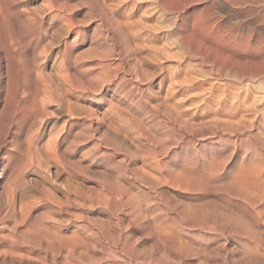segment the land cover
Listing matches in <instances>:
<instances>
[{
  "label": "rangeland",
  "instance_id": "1",
  "mask_svg": "<svg viewBox=\"0 0 264 264\" xmlns=\"http://www.w3.org/2000/svg\"><path fill=\"white\" fill-rule=\"evenodd\" d=\"M4 1L5 4L3 3ZM4 1L2 0L0 3H3L2 7L0 5V10H3V7L4 10L8 8L7 11L5 10L8 15L4 10L0 13H4L6 18L10 16V20H7V18L4 19L5 22L2 21L5 15L3 14V17L0 14V30H2V33L0 31V35H3L0 37V65L2 66L1 79H3L0 83H2L3 86V84H5L4 80L7 81L11 77L12 78L9 81L13 78L15 81L18 79V82H23V85H19V92H22L21 89L25 91L28 90L26 88L30 89L31 84L34 81L33 78H38L39 82L41 81L40 83L45 80V88L47 82L48 85L52 82V85L50 84L49 87L47 86L48 89L46 88L47 92H45V95L47 96L42 95L43 99L46 97V100H49H47V105L46 101L43 102V105L41 102V106L44 108L42 110V112L44 111V114L42 115L45 117L40 116L42 119L39 117L37 122H35L38 125L33 124V126L30 125V127L26 120L23 119L17 111V106H15L16 103H14L15 101L13 102V100H11L15 98L12 91L13 87L11 88L10 86L11 94L8 92L10 91L9 87L6 88L3 86L4 89L0 88V115H2V117L0 116V126L2 128L0 129V131L2 130L0 132V153L4 154H0V227L3 224L1 227L2 229L0 228V235L1 238H5L4 240L3 238L2 240L0 238V259L5 258L3 264H8V261L10 264H49V262L50 264L52 262H54V264H59L61 263L60 261L64 262V260L65 262H62V264H168L170 261L172 262H170L171 264H260L261 262L264 264V259L263 261L262 259H259L264 258L262 255L258 256V254H254L252 257L253 260H247L244 259V257H241L242 255H239L240 249L238 247V242L232 237H228L225 233H218V231L215 232L212 230L208 227L210 219L202 217L200 214L202 209H210V200L212 201L213 199L218 202L221 199V201H223L221 193H211L209 189L190 191L184 188L185 191L180 187L181 185H177L175 182L168 180L171 178L170 176L168 177V175H170V170L176 169L179 166L178 169L188 168L189 166L194 170H197V168H201V164H205L207 161H210L211 158L219 157L220 154L224 157L226 154L224 157L228 164L226 172H229L235 168L245 154L247 156L244 139L253 131L250 130L251 132H249L248 130L243 129L244 131L242 130V133L236 135L233 134L229 128L223 130L217 126L218 124L215 123L216 125H214L213 119H217L218 116L219 119L228 118L225 115L230 114L231 111L226 108H230L234 105V102L236 103L235 100L237 96L238 99H241L243 95L251 99L253 94L252 98L264 97V20H261L260 15H255L252 18H241V16L238 17L236 15L229 16L228 13L221 10V7L216 0H16L17 2L15 0H10L8 1L9 4L6 3V0ZM12 8H14V10H12ZM16 10L19 11L17 12ZM12 11L13 15L10 14ZM201 15L204 16L205 19ZM199 17L201 18L199 19ZM199 21L205 23L208 22V24H212L214 27L208 32L206 30H201L198 27L196 28ZM189 33L190 35L192 33V35L190 36ZM197 33L199 34L197 35ZM4 34H6V37ZM178 34L185 35L182 37L179 35L180 37H178ZM184 36L187 41L185 40L183 42L185 39ZM197 37L200 41H197ZM7 39L13 40H9V42ZM179 39L182 45L180 44V41H178ZM3 41H7L6 44H4ZM2 42L6 47L2 45ZM185 42L186 45L183 50L182 46H184ZM192 43H194L195 46ZM11 44L13 46H11ZM7 45L9 46L7 47ZM187 45H189V48L192 46L190 52ZM3 46L4 49L2 48ZM14 46H16L17 49ZM18 48L20 50H18ZM215 48H217L216 51ZM12 49L14 51H12ZM5 50L8 52H5ZM192 51L193 53H191ZM222 52H224V55H221L223 58L220 57V54H223ZM3 53L6 55L5 57L3 56ZM8 54L10 55L9 58ZM203 54L206 55L204 56ZM3 57L5 60L7 57L8 60L5 62ZM224 57H228V59L224 60ZM36 59L38 62L35 61ZM99 61L101 65L98 63ZM207 61L209 63H205ZM108 64H111L112 67ZM132 64L133 66H131ZM218 66L219 70L216 68ZM5 67L8 69L7 71ZM107 67L109 69H107ZM60 69L62 73L61 71L59 72ZM222 69L223 71L226 70L223 74V71L221 72ZM9 70L11 71L12 76H9L11 75ZM132 70L135 71H133V73L136 76L138 74L137 77L132 73ZM204 70L207 71V74ZM5 71H9V73H6ZM37 71L39 72L37 73ZM33 72L37 73V75L40 74L41 77H33ZM101 72L103 73L101 74ZM37 75L35 74V76ZM100 75L103 76L99 77ZM51 79H55V81H52ZM56 80L60 82L63 81V83L57 81L55 85ZM103 81L107 82L103 84ZM73 83H78L79 85H77L79 89H76V84L72 87ZM80 83L81 86L82 83L84 85L87 84L88 88H86L87 85L82 86L81 88ZM57 84H61V88L58 87V90L56 88V86H58ZM201 84L203 85L201 86ZM62 85L65 88L70 89L68 93L66 89V94L63 93L64 87L62 88ZM92 85H95V87ZM22 86H24L25 89ZM50 87L55 90L51 89L52 94L50 93ZM72 88H74V90ZM89 88L92 89L89 90ZM251 89L256 90H254L253 93ZM48 91L52 95V98L51 95H49L52 101L50 98H47ZM173 91L174 93H172ZM4 92L9 93L11 96L6 94L5 96ZM76 92L78 94H76ZM22 93H20L19 96ZM55 93H58V96ZM237 93H242V96L240 95L239 97V94L236 96ZM257 93L258 95H256ZM75 94L76 96H73ZM225 94H227V96H225ZM164 95L166 96V100L169 96L167 101L168 105L171 103L170 106L165 105L167 104V101H164ZM3 96L6 98L3 99ZM62 96L63 99L66 98V100L61 99ZM170 96L173 97L171 98ZM9 97H11V99ZM53 97L56 98V101H53ZM225 97L227 98V107L223 113V109H221L217 100ZM7 98L10 103L9 105H7L8 101L7 104H5ZM179 98L181 99L180 101ZM201 98H203V100ZM188 99H190L191 102H189ZM232 99V102L229 101ZM62 100L64 102H62ZM69 100H72L73 102L71 101V103ZM194 100L195 103H193ZM197 100L198 102H196ZM207 100L212 102L209 103ZM50 101L54 102V104L50 103ZM74 101L76 103H74ZM3 102L4 106L2 105ZM55 102H57V104ZM11 103L12 106L13 104L15 105L12 107ZM68 103H71L72 106L73 104L75 105L73 107H68ZM185 103L188 104L185 105ZM189 103L191 106H187ZM238 103L240 102L238 101ZM174 104L176 106H174ZM76 105H79V111L77 107H75ZM164 105L166 110L162 109L164 108ZM192 105L196 106L194 108L198 111H195L194 108H192ZM183 106L188 108H184ZM2 107H5V109ZM168 107L170 109L172 108V110L168 109V111ZM73 109H77L78 112H81L78 113L75 110L77 113H72V116L70 114L71 112L65 113ZM83 110L87 112L86 118V114H83ZM180 110L187 113L185 114ZM48 111L50 113H48ZM85 111L84 113H86ZM201 111L205 113L203 114ZM45 112L47 115H45ZM88 112L90 114L92 112V116L90 114L88 116ZM95 112L98 115L93 116V113L96 114ZM177 112L179 114L182 112L181 114L183 115L177 114L176 116ZM188 112H193V116L191 115L192 118H190V115H188L189 117L187 116V114H189ZM246 112L241 109V114H248L250 111L246 110ZM213 113L215 115H213ZM237 113H235V116L239 117L241 115L240 111ZM79 114H81L80 117ZM170 114L172 118L170 117ZM194 114L197 117L194 116ZM172 115H175L176 117ZM166 116L167 118H165ZM10 117L12 118L10 119ZM96 117L99 119L96 120ZM15 119L17 122H14L16 121ZM169 119L174 121L171 122ZM40 120H43V122H40ZM183 120L187 121L183 123ZM190 120L192 122H190ZM64 121L66 123H64ZM197 121L201 127L197 126ZM202 121H206L204 123L207 125H201V123H203ZM115 122L118 123L116 124ZM209 122L210 124L208 126ZM52 124L55 129L57 128L56 131ZM117 125L119 126V130ZM58 126L59 130H62L61 132L58 131ZM51 127H53V129ZM123 128L125 130H122ZM35 129H37V131ZM120 129L122 132L124 131V133H122ZM3 130L5 132H3ZM47 130H49V132ZM50 130L51 132L54 130L55 133L54 131L51 133ZM34 132L36 134H34ZM50 133L52 135H50ZM125 133H127L128 136L125 135ZM48 135L56 138L51 140L52 137L50 138ZM14 137L19 140L14 139ZM72 138L75 139L72 140ZM46 139H49L51 143L49 144L48 141L46 143ZM17 140L19 142H17ZM138 141L141 144H138ZM9 143H12L13 145ZM14 144L16 145L14 146ZM160 144H162V146H160ZM9 146H11V148ZM142 151L143 155L141 153ZM148 151L150 153L154 151L156 156L154 152L151 153V156ZM215 154L219 155L216 156ZM194 156L196 158H192ZM143 158L144 160H142ZM150 162L152 164H150ZM181 162L183 166L179 165ZM143 164L145 166H143ZM138 167H142V170L139 168L141 172H139L140 170L137 171ZM145 168L146 170L148 169L147 171L150 173L145 172L144 174L143 171H146ZM153 171L155 172L154 174H152ZM142 173L144 176L141 175ZM153 176L157 177L158 180L155 177L153 178ZM117 184L118 186H116ZM173 184L175 187H170ZM129 185L132 188L129 187V189ZM180 188H182V190ZM197 196L198 198H196ZM123 198H125V200ZM184 199H186V201ZM206 200H209L207 202V204H209L208 206H205L206 203L204 202H206ZM190 201L193 205L195 203V206L192 204L190 205ZM198 201H203L201 203L202 205H200V202L198 203ZM222 204L226 207L225 202H222ZM251 204H248V202H241L240 200L235 199V197H232L227 200V213L234 210L237 211L234 212L237 214L240 211L242 216H245L246 214L248 217H245L249 219V215L252 212L254 216L256 215V220L259 218V222L264 221L261 215L256 213L259 212L258 208H261V206L259 205L258 207V205ZM192 206L194 208H192ZM141 210L143 213L140 212ZM180 211L182 214L178 215V212L180 213ZM238 215L240 216V214ZM177 217H179L180 220L177 219ZM160 218H164V220L162 221ZM200 218L201 220L204 218V221L200 222ZM157 220L161 221L158 223ZM151 221H154L155 224L153 222L151 223ZM156 222L160 224L158 225L160 226L159 228L162 227L161 230H157L158 227H156ZM180 223H184L185 225ZM29 224H31V226H29ZM147 224L150 225L148 226ZM35 225L36 227L33 228ZM40 225L45 229L44 232L48 231L47 234L45 233L46 240H44L45 238L43 237V239L41 238V236L45 234H41L44 229L41 228ZM145 225L147 226L145 227ZM205 225L207 226L205 227ZM24 226L27 228L25 227V229ZM171 226H177L178 228L175 227V229ZM29 227L30 229H33L31 231H35L36 229V233H39V231H37L39 227V235L41 234V236L38 234L36 235L35 232H31ZM163 228H166L165 230L169 234V238H167L168 234L166 235V238L163 236V233L161 232ZM14 229L15 231H13ZM21 229L23 230L22 232ZM48 229L53 230L49 231ZM153 229L156 230V233L159 232L155 234ZM24 231H26V233H23ZM27 231L29 233H27ZM53 231L55 233L60 232L62 237H68V241L64 237L67 241L65 242L58 233L55 234ZM28 234L29 238L27 237V240H30L27 241L25 238ZM53 234L60 238H56ZM224 234L225 236H223ZM47 235H50V237L54 236L56 241L53 237H51V239L49 237L50 240H53L50 241ZM152 235L154 236L152 237ZM172 235L173 238H171ZM176 236L178 237V240L181 237H183L181 239H185L184 245L185 248L187 247L186 249H179L177 240H174L177 238ZM31 237H34V239ZM72 237L75 241L77 240V244H81V247L76 244L74 245L75 242L71 243V240H73L71 239ZM161 237L164 238L161 239ZM35 238H37V240ZM40 239L44 240L41 241L43 245L40 243ZM223 239L225 240L220 241ZM25 240L28 244L29 242L31 244L35 242V245H27ZM78 240L80 242H78ZM186 240L189 241L187 242ZM24 241L25 244L23 245ZM45 241L48 242V245L47 243L44 244ZM116 241H118V244ZM49 242H53L54 244H49ZM55 242H59L60 244L56 246V248L54 247V249L53 246L57 244H55ZM62 243H64V245L66 243L68 244L64 247ZM70 243L72 244V247L70 246ZM49 245H52V247ZM216 245H218L219 248L218 246L215 247ZM8 246L10 247V251L9 249L7 250V248H9ZM27 246L31 247V252H26V250L29 249ZM38 246H40V248ZM194 246L195 248H193ZM204 246L206 249H204ZM207 246H210V248L213 247V249H210ZM236 246L238 249L235 248ZM66 247L68 249L71 247V249L68 250ZM13 248L14 250H12ZM49 248H53V251L50 249V251L53 252L52 254L49 252ZM173 248L177 249L175 250ZM72 249L74 250L73 252L77 250L75 253H78V250L80 249V252L77 254V256H82L77 258H80V260L76 259L77 256L75 253H71ZM196 249L200 250L197 252ZM231 250H233V253ZM19 251L24 252L21 254L22 252L19 253ZM65 252L67 254H72L73 256L67 255ZM41 253L43 255H41ZM45 253L49 256L46 257L47 254ZM27 254L30 257L23 256ZM38 254L40 255L38 256ZM193 254L197 257L193 256ZM255 255L256 257H254ZM54 256L56 257L54 258ZM235 256H237V258ZM161 257L166 261L165 263L161 262ZM165 257L169 260H166ZM50 260H52V262ZM1 261L0 263L2 264ZM69 261H74V263H70Z\"/></svg>",
  "mask_w": 264,
  "mask_h": 264
},
{
  "label": "bare ground",
  "instance_id": "2",
  "mask_svg": "<svg viewBox=\"0 0 264 264\" xmlns=\"http://www.w3.org/2000/svg\"><path fill=\"white\" fill-rule=\"evenodd\" d=\"M4 1V0H3ZM8 1H10V0H6V3H8L9 4V2ZM16 1V0H15ZM18 1V0H17ZM16 1V2H17ZM2 2V0H0V3ZM15 2V3H16ZM216 2L217 3H219V6L221 7V10H223L224 12H226V13H228V15L229 16H234V15H236V16H241V18L242 17H246V18H252V17H254L255 15H260V17H261V20H264V0H216ZM4 4H5V1L3 2ZM2 3V4H3ZM20 3V2H19ZM19 3H17V4H19ZM2 4H0L1 5V7H2ZM190 4V3H189ZM186 5V4H185ZM8 6H10V5H8ZM6 7H7V5H6ZM16 7V6H15ZM17 8V7H16ZM184 8V7H183ZM8 9V8H7ZM7 9H5L6 11H7ZM23 9V8H22ZM3 10H4V7H3ZM3 10H0V12H2ZM4 10V12L7 14V12ZM12 10H14V8H12ZM17 12L19 11V10H16ZM178 11H180V10H178ZM9 12V11H8ZM16 12V13H17ZM2 16H3V14L4 13H0ZM10 14H12L13 15V11H12V13L10 12ZM9 14V15H10ZM5 15V14H4ZM8 15V14H7ZM18 15V14H17ZM1 16V17H2ZM14 16H15V11H14ZM190 16V15H189ZM202 16V15H201ZM4 17V16H3ZM17 17H19V16H17ZM203 18H204V16H202ZM8 18V19H7ZM6 18V15H5V17L3 18V20L2 21H4L5 22V20L4 19H7V20H10L9 18H10V16L9 17H7ZM12 18V17H11ZM14 18V17H13ZM201 17H199V19H200ZM16 19V18H15ZM116 19V18H115ZM195 19V18H194ZM194 19H193V21H194ZM205 19V18H204ZM197 20V19H196ZM260 20V19H259ZM18 21V20H17ZM16 21V22H17ZM198 21V20H197ZM210 21V20H209ZM257 21V20H256ZM0 22H1V19H0ZM29 22V21H28ZM176 22V21H175ZM186 22V21H185ZM196 22V21H195ZM20 23V22H19ZM210 23V22H209ZM178 24V23H177ZM190 24H192V23H190ZM214 24V23H213ZM17 25V24H16ZM193 25V24H192ZM1 26V25H0ZM185 26V25H184ZM186 27V26H185ZM200 28L201 30H206L207 32L209 31V30H211V28H213L214 27V25H212V24H208V22H202V21H199V23H197V25H196V28ZM179 28H181V27H179ZM188 28H190V27H188ZM3 29V28H2ZM26 30H27V28H26ZM184 30V29H183ZM186 30V29H185ZM1 31V33H2V30H0ZM4 31V30H3ZM35 31V30H34ZM33 31V32H34ZM197 31V30H196ZM196 31H195V33H196ZM5 32V31H4ZM182 32V31H181ZM179 33H180V31H179ZM194 33V32H193ZM200 33V32H199ZM199 33H197V35L199 34ZM222 33V32H221ZM181 34V33H180ZM180 34H178V37H182L183 35H185V34H183V35H180ZM201 34V33H200ZM207 34H209V33H207ZM6 34H4V36H5ZM180 35V36H179ZM186 35H187V32H186ZM189 35H190V33H189ZM188 35V36H189ZM191 35H192V33H191ZM190 35V36H191ZM194 35V34H193ZM220 35V34H219ZM222 35V34H221ZM3 35H0V37H2ZM20 36V35H19ZM19 36H18V38H19ZM177 36V35H176ZM196 36V35H195ZM194 36V37H195ZM202 36V35H201ZM212 36V35H211ZM218 36V35H217ZM6 37V36H5ZM8 37V36H7ZM25 37V36H24ZM185 37V36H184ZM183 37V38H184ZM193 37V38H194ZM191 38V37H190ZM210 38V37H209ZM222 38V37H221ZM182 39V38H181ZM214 39H215V36H214ZM10 39H7V41H9ZM13 39H11L10 41H12ZM186 40V37H185V39L183 40V42ZM194 40V39H193ZM192 40V41H193ZM200 41V39L197 37V41ZM206 40V39H205ZM6 41V42H7ZM9 41V42H10ZM178 41H180V39L178 40ZM187 41V40H186ZM194 41H196V40H194ZM193 41V42H194ZM217 41V40H216ZM224 41V40H223ZM4 42V44H6V42L5 41H3ZM3 42H2V45H4L3 44ZM15 42H16V40H15ZM189 42V41H188ZM204 42V41H203ZM202 42V43H203ZM208 42H210V41H208ZM222 42V41H221ZM12 43V42H11ZM195 43V42H194ZM194 43H192L193 45H194ZM211 43V42H210ZM223 43V42H222ZM1 44V43H0ZM10 44V43H9ZM14 44V43H13ZM17 44V43H16ZM180 44L182 45V43H181V41H180ZM191 44V45H192ZM206 44V43H205ZM205 44H204V46H205ZM208 45H210L209 43H207ZM15 45V44H14ZM185 45H186V42H185V44H184V46H182L183 47V50H184V47H185ZM203 45V44H202ZM5 46V45H4ZM4 46L2 47L3 49H4ZM9 45H7V47H8ZM11 46H13L12 44H11ZM195 46V45H194ZM193 46V47H194ZM221 46V45H220ZM0 47H1V45H0ZM6 47V46H5ZM14 47H16V46H14ZM21 47H22V45H21ZM206 47H208V46H206ZM212 47H213V45H212ZM224 47V46H223ZM222 47V48H223ZM187 48H189V45H187ZM221 48V47H220ZM245 48V47H244ZM6 49V48H5ZM15 49V48H14ZM16 49H17V47H16ZM15 49V50H16ZM22 49V48H21ZM186 49V48H185ZM190 50H189V52L191 51V49H192V46H191V48H189ZM194 49V48H193ZM216 49L217 48H215V51H216ZM253 49V48H252ZM256 49H257V47H256ZM2 50V49H1ZM7 50V49H6ZM5 50V52H8V51H6ZM18 50H20L19 48H18ZM224 50V49H223ZM226 50V49H225ZM4 51V50H3ZM9 51H10V49H9ZM12 51H14L13 49H12ZM214 51V50H213ZM4 52V53H5ZM184 52V51H183ZM195 52H196V50H195ZM218 52V51H217ZM216 52V53H217ZM227 52V51H226ZM3 53V54H4ZM11 53H13V52H11ZM16 53H17V51H16ZM15 53V54H16ZM18 53H19V51H18ZM186 53V52H185ZM191 53H193V51L191 52ZM206 53V52H205ZM223 54H220V57H221V55H224V52H222ZM248 53V52H247ZM255 53V52H254ZM6 54V53H5ZM3 55L4 57L6 56V55ZM9 54H10V52H9ZM8 54V58H9V55ZM34 54V53H33ZM195 54V53H194ZM12 55V54H11ZM14 55V54H13ZM19 55V54H18ZM204 55V54H203ZM206 55V54H205ZM204 55V56H205ZM226 55V54H225ZM232 55V54H231ZM261 55V54H260ZM32 56V55H31ZM35 56H36V54H35ZM182 56H183V54H182ZM212 56V55H211ZM229 56H230V54H229ZM228 56V57H229ZM233 56V55H232ZM248 56V55H247ZM251 56H252V54H251ZM264 56V55H263ZM3 57V58H4ZM16 57V56H15ZM188 57V56H187ZM192 57V56H191ZM201 57H203V56H201ZM228 57H224V60H227L228 59ZM253 57V56H252ZM251 57V58H252ZM2 58V59H3ZM184 58V57H183ZM211 58V57H210ZM221 58H223V57H221ZM230 58V57H229ZM231 58H233V57H231ZM238 58H240V57H238ZM0 59H1V55H0ZM180 59V58H179ZM197 59H199V58H197ZM249 59V58H248ZM6 60H8L7 59V57H6ZM6 60H5V58H4V61L6 62ZM236 60V59H235ZM239 60V59H238ZM241 60H242V58H241ZM243 60H244V56H243ZM3 61V60H2ZM3 61V62H4ZM36 62H38V60L36 59L35 60ZM111 61V60H110ZM198 61V60H197ZM209 61V60H208ZM205 62V63H209V62ZM211 61V60H210ZM215 61V60H214ZM9 62V61H8ZM61 62H63V61H61ZM103 62V61H102ZM123 62V61H122ZM221 62V61H220ZM226 62V61H225ZM30 63V62H29ZM29 63H28V65H29ZM32 63V62H31ZM100 65H101V63H100V61L98 62ZM97 63V64H98ZM110 63V62H109ZM114 63V62H113ZM215 63V62H214ZM218 63V62H217ZM3 64V63H2ZM98 64V65H99ZM105 64V63H104ZM112 64V63H111ZM111 64H108V65H111ZM10 65V64H9ZM27 65V64H26ZM32 65H33V63H32ZM31 65V66H32ZM115 65V64H114ZM117 65V64H116ZM122 65V64H121ZM210 65H211V63H210ZM239 65V64H238ZM5 66H7V65H5ZM61 66V65H60ZM105 66V65H104ZM125 66H127V65H125ZM131 66H133V64L131 65ZM130 66V67H131ZM214 66V65H213ZM216 66V65H215ZM229 66H231V65H229ZM8 67V66H7ZM28 67V66H27ZM101 67H103V66H101ZM111 67H112V65H111ZM118 67V66H117ZM135 67V66H134ZM143 67V66H142ZM220 67H221V65H220ZM132 68V67H131ZM211 68V67H210ZM215 68V67H214ZM213 68V69H214ZM217 68V70H219V66L218 67H216ZM226 68V67H225ZM224 68V69H225ZM5 69H6V67H5ZM29 69V68H28ZM33 69H34V66H33ZM106 69V68H105ZM107 69H109L108 67H107ZM135 69V68H134ZM229 69V68H228ZM264 69V68H263ZM8 69H6V71H7ZM11 70V69H10ZM9 70V71H10ZM25 70V69H24ZM23 70V71H24ZM65 70V69H64ZM129 70V69H128ZM131 70V69H130ZM232 70H233V68H232ZM231 70V71H232ZM240 70V69H239ZM5 71V72H6ZM9 71L8 72H6V73H9ZM12 71V70H11ZM11 71H10V74H11ZM32 71V70H31ZM34 71V70H33ZM61 71V69L59 70V72ZM113 71V70H112ZM133 71L134 70H132V73H133ZM135 71H136V69H135ZM134 71V72H135ZM205 71V70H204ZM223 71V69L221 70V72ZM229 71V70H228ZM235 71V70H234ZM26 72V71H25ZM39 71H37V73H38ZM209 72V71H208ZM224 72H226V70L225 71H223L222 72V74L224 73ZM5 73V74H6ZM27 73V72H26ZM34 73V72H33ZM37 73H34V75H32L33 77H41L40 76V74H38L37 75ZM58 73V72H57ZM56 73V74H57ZM61 73H62V71H61ZM103 72H101V74H102ZM107 73V72H106ZM109 73V72H108ZM110 73H111V71H110ZM117 73V72H116ZM205 73L207 74V71H205ZM210 73V72H209ZM217 73V72H216ZM24 74V73H23ZM35 74L37 75V76H35ZM63 74H64V72H63ZM134 74V73H133ZM211 74V73H210ZM230 74V73H229ZM232 74V73H231ZM246 74V73H245ZM244 74V75H245ZM2 75V66L0 65V81L2 80L3 81V79H1V76ZM7 75V74H6ZM25 75V74H24ZM135 75V74H134ZM227 75V74H226ZM9 76H12V74L11 75H9ZM22 76V75H21ZM103 75H100L99 77H102ZM106 76V75H105ZM108 76V75H107ZM110 76H111V74H110ZM115 76V75H114ZM136 76V75H135ZM137 76H138V74H137ZM136 76V77H137ZM233 76V75H232ZM17 77V76H16ZM26 77V76H25ZM61 77V76H60ZM120 77V76H119ZM123 77V76H122ZM235 77V76H234ZM237 77V76H236ZM9 78V77H8ZM7 78V79H8ZM12 78V77H11ZM10 78V79H11ZM50 78V77H49ZM116 78V77H115ZM263 78V77H262ZM9 79V80H10ZM29 79V78H28ZM36 79V80H35ZM42 79V78H41ZM40 79V80H41ZM48 79V78H47ZM97 79V78H96ZM100 79V78H99ZM114 79V78H113ZM122 79V78H121ZM120 79V80H121ZM9 80H4L5 81V84H3V86H5L6 88H8L9 87V90L10 91H8L10 94L12 93L11 92V89H10V86H11V88L13 87V89H12V91H13V94H14V96H15V98L14 99H11V97H9L11 100H13V102L14 103H16V105L15 104H13V106L15 105V106H17L16 108H17V111L19 112V114H20V116L21 117H23V119H25L26 120V122L28 123V125H29V127H30V125L31 126H33V124H36L35 122H37V120L39 119V117L40 116H43L42 114H44L43 112H42V110L44 109L43 108V106H41V102H42V105L44 104L43 102H45L46 101V105H47V100H46V97L43 99L42 98V95H45V92H47V86L49 87L50 86V84L52 83V82H50L49 83V85H48V82H47V85H46V88H45V86H44V82H45V80L42 82V83H40L39 82V80H38V78H33V82H32V84H31V86H30V89L29 88H26V89H28V90H23V89H21L22 90V92H19V85H23V82H18V79H17V81H15L14 80V78L11 80V81H9ZM14 80V81H13ZM22 80V79H21ZM20 80V81H21ZM32 80V79H31ZM52 81L54 80L55 81V79H51ZM103 80V79H102ZM106 80V79H105ZM108 80H110V79H108ZM255 80V79H254ZM23 81V80H22ZM29 81V80H28ZM49 81H50V79H49ZM57 81L58 80H56V82H55V85H56V83H57ZM139 81H140V79H139ZM27 82V81H26ZM58 82H60V81H58ZM72 82V81H71ZM79 82V81H78ZM82 82V81H81ZM107 82V81H106ZM105 81H103V84H105L106 83ZM116 82V81H115ZM117 82H118V80H117ZM254 82V81H253ZM60 83H63V81H61ZM87 83V82H86ZM91 83V82H90ZM191 83V82H190ZM75 84L76 83H73V85H72V87H74L75 86ZM78 84V83H77ZM76 84V85H77ZM100 84V83H99ZM115 84H117V83H115ZM52 85V84H51ZM58 85V84H57ZM61 85V84H60ZM60 85H58V86H56V88H57V90H58V87L59 88H61V86ZM67 85H68V83H67ZM79 85V84H78ZM78 85H77V87H76V89H79L78 88ZM85 85H87V84H85ZM83 83H82V86H85ZM96 85V84H95ZM95 85H92V86H94L95 87ZM200 85V84H199ZM203 84H201V86H202ZM3 86H2V83H0V88L1 89H4L3 88ZM27 86V85H26ZM66 86V85H65ZM70 86V85H69ZM69 86H67V87H69ZM80 86H81V83H80ZM82 86H81V88H82ZM104 86V85H103ZM102 86V87H103ZM198 86V85H197ZM252 86H253V84H252ZM21 87V86H20ZM24 89H25V87L24 86H22ZM64 86L62 85V88H63ZM110 87V86H109ZM198 87H200V86H198ZM257 87V86H256ZM6 88H5V90H6ZM54 88V87H53ZM71 88V87H70ZM86 88H88V85H87V87ZM86 88H85V90H86ZM254 88V87H253ZM52 87H50V93L52 94V90H54V89H52ZM65 89H66V91H67V93H68V91L70 90V89H67V88H65L64 87V92L63 93H65L66 91H65ZM73 90H74V88H72ZM90 89H92V88H89V90ZM100 89V88H99ZM98 89V90H99ZM101 90V89H100ZM99 90V91H100ZM254 90H256V89H251V91L253 92ZM7 91V90H6ZM55 91V90H54ZM63 91V90H62ZM61 91V92H62ZM72 91V90H71ZM93 91V90H92ZM250 91V90H249ZM248 91V92H249ZM258 91V90H257ZM251 92V93H252ZM261 92V91H260ZM9 93H5L4 92V95L6 94V95H9V96H11ZM20 93H22L21 95H24V96H19V94ZM49 93V91H48V97L47 98H50V96L49 95H51ZM62 93V94H63ZM81 93V92H80ZM168 93H171V92H168ZM172 93H174V91L172 92ZM246 93V92H245ZM254 93V92H253ZM259 93V92H258ZM258 93L256 94V95H258ZM56 94V93H55ZM58 94V93H57ZM56 94V95H57ZM66 94V93H65ZM64 94V95H65ZM76 94H78L77 92H76ZM76 94L75 95H73V96H76ZM166 94V93H165ZM239 93H237L236 94V96L238 95ZM242 94V93H241ZM241 94H239V97H240V95ZM244 94V93H243ZM5 95V96H6ZM55 95V96H56ZM69 95V94H68ZM72 95V94H71ZM83 95V94H82ZM168 95H170V94H168ZM216 95V94H215ZM222 95H224V94H222ZM234 95V94H233ZM249 95H250V93H249ZM254 95V94H253ZM252 95V96H253ZM261 95H262V93H261ZM45 96H47V95H45ZM53 96H54V94H53ZM58 96V95H57ZM70 96V95H69ZM68 96V97H69ZM165 96V95H164ZM166 96H167V94H166ZM166 96H165V100L164 101H167L168 100V98H169V96L167 97V100H166ZM176 96V95H175ZM195 96V95H194ZM202 96V95H201ZM221 96V95H220ZM225 96H227V94H225ZM242 96V95H241ZM251 96V95H250ZM252 96H251V99L250 98H248V97H245L244 95H243V97L241 98V99H238V96H237V98H236V103L234 102L233 104V106H231L230 108H226L227 107V98L225 97V98H222V99H218L217 101L219 102L218 104H220L219 106L221 107V109H223V113H224V110H225V108L226 109H228V110H230L231 112H230V114H227V115H225V116H227L228 118H226V119H219V116H218V118L217 119H213V122H214V125H216V124H218L217 126H219L221 129H230V131H232V133L233 134H240V133H242L241 131L244 129V130H248L249 132H251V131H253V132H251V133H246V134H248L247 135V137H245V141H244V145L246 146V151H247V156H246V154H245V156L243 157V159L242 160H240L238 163H237V165L235 166V168H233V170H230L229 172H226L227 171V167H228V164H227V161L225 160V156H226V152L224 153L225 154V156L224 157H222L223 155H221L220 154V158L219 157H215V158H211V160L210 161H207L205 164H201L202 166H201V168L200 169H198L197 168V170H194L193 168H191V167H189L188 166V168H180V169H178L179 167H177V166H175V167H177L176 169H171L170 170V175H168V177L170 176L171 178L170 179H168V178H164V179H168L169 181H173V182H175L177 185H181L180 187H182L183 188V190H185V189H188V190H194V191H198V190H203V189H209L210 190V192L212 193V192H214L215 194H219V193H221V195L223 196V201H221V199L217 202V200L215 201V200H213L212 199V203L209 201V204H207V200H206V202H204V203H206L205 204V206L207 205H209L210 207V209L208 210V208L207 209H202L201 211H200V214L202 215V217H207V218H209L210 219V223H209V225H208V227H210L212 230H214L215 232H217L218 231V233H225L228 237H232L233 239H235L237 242H238V244H239V249H240V256L241 257H244V259H247V260H249V259H252V257H253V255L254 254H258V256L260 255H262V256H264V221H262V222H259V218H258V220H256L255 219V216L252 214V212H251V214L249 215L250 217H249V219L248 218H246V217H248V216H246V214H245V216H242L241 215V213H240V211L236 214V213H234V212H237V211H229L230 213H227L228 212V209H227V200H229L230 198H232V197H235V199H238V200H240L241 202H245V203H247L248 202V204H251V205H258V207H259V205L261 206V208L259 207L258 208V211L259 212H256L257 214L259 213L260 215H261V217H262V219H264V97H259V98H252ZM4 97V96H3ZM71 97V96H70ZM171 97V96H170ZM173 97V96H172ZM171 97V98H172ZM198 97V96H197ZM209 97H210V94H209ZM211 97H213V96H211ZM222 97V96H221ZM2 98V97H1ZM6 97H4L3 99H5ZM51 98H52V95H51ZM51 98H50V100H51ZM54 98V100L53 101H56V98L55 97H53ZM58 98V97H57ZM193 98V97H192ZM214 98H215V96H214ZM213 98V99H214ZM219 98V97H218ZM234 98V97H233ZM9 99V100H10ZM61 99H63V96L61 97ZM65 100H66V98H64ZM63 99V100H64ZM70 99V98H69ZM73 99H74V97H73ZM79 99V98H78ZM177 99V98H176ZM202 100H203V98H201ZM216 99V98H215ZM214 99V100H215ZM10 100V101H11ZM58 100V99H57ZM59 100H60V98H59ZM62 100V102H64ZM75 100V99H74ZM170 100V99H169ZM174 100V99H173ZM181 99L179 98V101H180ZM184 100V99H183ZM189 100V102H191V100L190 99H188ZM199 100V99H198ZM198 100L196 101V102H198ZM7 101H8V98H7V100L5 101V104H7ZM49 101V100H48ZM52 101V100H51ZM50 101V103H53L54 104V102H51ZM70 101V100H69ZM69 101H67V102H69ZM72 101V100H71ZM70 101V102H71ZM164 101H163V104H164ZM175 101V100H174ZM201 101V100H200ZM208 101V100H207ZM229 101H233V99L232 100H229ZM238 101L240 102V103H238ZM12 102V101H11ZM12 102V103H13ZM58 102V101H57ZM57 102H55L56 104H57ZM61 102V103H62ZM73 102V101H72ZM71 102V103H72ZM76 102H77V100H76ZM75 101H74V103H76ZM172 102V101H171ZM209 102V101H208ZM207 102V103H208ZM210 102H212V101H210ZM209 102V103H210ZM214 102V101H213ZM230 102V103H231ZM12 103H11V106H12ZM60 103V104H61ZM71 103H68V107L69 106H72L71 105ZM166 103V102H165ZM174 103V102H173ZM178 103V102H177ZM180 103V102H179ZM193 103H195V100H194V102ZM202 103V102H201ZM206 103V104H207ZM217 103V102H216ZM4 104V102L2 103V105ZM10 103H9V101H8V104L7 105H9ZM170 104L171 103H169V105H168V101H167V104H165V105H168V106H170ZM186 104H188V103H185V105ZM198 104V103H197ZM212 104V103H211ZM213 104H215V103H213ZM261 104H263V105H261ZM50 105V104H49ZM62 105V104H61ZM75 104H73V106H74ZM80 105V104H79ZM78 105V106H79ZM165 105H164V108H162V109H164V110H166V107H165ZM195 105V104H194ZM199 105V104H198ZM1 106V105H0ZM4 106V105H3ZM12 106V107H13ZM55 106V105H54ZM53 106V107H54ZM57 106V105H56ZM67 106V105H66ZM72 106V107H73ZM78 106L76 105L75 107H77V109H78ZM174 106H176L175 104H174ZM180 106H181V104H180ZM187 106H191L190 105V103H189V105H187ZM193 106V105H192ZM204 106V105H203ZM210 106V105H209ZM58 107V106H57ZM65 107V106H64ZM67 107V108H68ZM74 107V108H75ZM178 107V106H177ZM184 107V106H183ZM194 107H196V106H193L192 108H194ZM199 107H201V106H199ZM2 108H4L5 109V107H2ZM62 108V107H61ZM66 108V107H65ZM64 108V109H65ZM83 108V107H82ZM172 108H173V106H172ZM172 108L170 109L169 107L167 108V110L168 109H170V110H172ZM184 108H188V107H184ZM204 108V107H203ZM202 108V109H203ZM3 109V110H4ZM48 109V108H47ZM51 109V108H50ZM71 109V108H70ZM77 109H75L76 111H77ZM176 109V108H175ZM180 109V108H179ZM181 109H182V107H181ZM201 109V108H200ZM207 109V108H206ZM212 109H214V108H212ZM241 109H242V111H245L246 112V110H249L250 112L248 113V114H246V113H244V114H241ZM244 109V110H243ZM52 110V109H51ZM74 110V109H73ZM73 110H71V111H68V112H65V113H69V112H71L70 114H71V116H72V113L73 114H75V113H77L79 110H80V107H79V109H78V111L77 112H75V110L73 111ZM160 110V109H159ZM183 110V109H182ZM182 110H180V111H182ZM192 110V109H191ZM194 110L196 111L197 109H195L194 108ZM193 110V111H194ZM208 110V109H207ZM211 110V109H210ZM218 110V109H217ZM14 111H15V109H14ZM62 111H63V109H62ZM65 111V110H64ZM73 111V112H72ZM84 111L85 110H83V114L85 115L86 114V116H85V118L87 117V112L86 113H84ZM158 111V110H157ZM169 111V110H168ZM178 111V110H177ZM184 111V110H183ZM182 111V112H183ZM198 111V110H197ZM209 111V110H208ZM213 111V110H212ZM212 111H211V113H212ZM240 111V116L239 117H236L235 116V113H237V112H239ZM2 112V111H1ZM46 112H47V110H46ZM45 112V115H47V113ZM53 112H55V111H53ZM81 112V111H80ZM80 112H78V113H80ZM175 112H176V110H175ZM179 112V111H178ZM176 113V116H177V114H179V113ZM181 112V113H182ZM202 113H203V111H201ZM215 112V111H214ZM219 112V111H218ZM48 113H50L49 111H48ZM51 113H52V111H51ZM96 113V112H95ZM180 113V114H181ZM183 113H185V112H183ZM187 113V112H186ZM185 113V114H186ZM189 114H187V116L188 115H190V118H192L191 117V115L193 116V112L191 113V112H188ZM199 113H200V111H199ZM205 113V112H204ZM203 113V114H204ZM211 113L209 112V114L211 115ZM222 113V114H223ZM13 114V113H12ZM82 114V113H81ZM81 114H79V117H80V115ZM89 112H88V116H89ZM91 114H92V112H91ZM90 114V115H91ZM105 114V113H104ZM171 114H174V113H171ZM171 114H170V117H171ZM179 114V115H180ZM207 114V113H206ZM218 114V113H217ZM238 114V113H237ZM50 115H53V114H50ZM69 115V114H68ZM96 116V115H98L97 113L96 114H94L93 113V116ZM178 115V116H179ZM181 115H183V114H181ZM208 115V114H207ZM213 115H215L214 113H213ZM221 115V114H220ZM1 117H2V115H0ZM57 116V115H56ZM76 116H78V115H76ZM92 116V115H91ZM163 116H165V115H163ZM168 116V115H167ZM167 116L165 117V118H167ZM172 116H174V117H176L175 115H172ZM194 116H196L195 114H194ZM224 116V115H223ZM13 117V116H12ZM12 117H10V119L12 118ZM43 117H45V116H43ZM47 117H49V116H47ZM84 117V116H83ZM98 117V116H97ZM96 117V120L97 119H99V118H97ZM180 117V116H179ZM189 117V116H188ZM197 117V116H196ZM236 117V118H235ZM41 118V117H40ZM55 118V117H54ZM68 118V117H67ZM74 118H75V115H74ZM172 118V117H171ZM182 118V117H181ZM200 118V117H199ZM198 118V119H199ZM209 118V117H208ZM213 118V117H212ZM211 118V119H212ZM235 118V119H234ZM17 119V118H16ZM15 119V120H16ZM42 119V118H41ZM45 119V118H44ZM49 119V118H48ZM164 119V118H163ZM176 119V118H175ZM193 119H195V118H193ZM193 119H191V120H193ZM205 119V118H204ZM210 119V118H209ZM208 119V120H209ZM8 120H9V118H8ZM18 120V119H17ZM17 120L16 121H14V122H17ZM21 120V119H20ZM53 120H55V119H53ZM91 120V119H90ZM93 120V119H92ZM167 120V119H166ZM170 120V119H169ZM177 120V119H176ZM190 120V122H192ZM3 121V120H2ZM1 121V122H2ZM171 122H173L174 120H170ZM182 121V120H181ZM187 121V120H186ZM185 120H183V123L184 122H186ZM210 121V120H209ZM14 122H13V124H14ZM23 122V121H22ZM40 122H43V120H40ZM47 122V121H46ZM90 122V121H89ZM171 122H170V124H171ZM178 122V121H177ZM201 122V121H200ZM203 122V121H202ZM204 122H206V121H204ZM201 123V125L202 124H206V123ZM208 122V121H207ZM210 122H212V121H210ZM210 122L208 123V126H209V124H210ZM58 123V122H57ZM64 123H66L65 121H64ZM63 123V124H64ZM68 123V122H67ZM69 123H70V121H69ZM98 123H99V121H98ZM116 124L118 123V122H115ZM168 123H169V121H168ZM197 123V126L198 127H201L200 125H199V122L197 121L196 122ZM216 123V124H215ZM95 124V123H94ZM100 124V123H99ZM120 124V123H119ZM166 124H167V121H166ZM175 124V123H174ZM173 124V125H174ZM186 124V123H185ZM212 124V123H211ZM1 125V124H0ZM10 125V124H9ZM28 125H27V129H28ZM36 125H38V124H36ZM36 125H34L35 127H37ZM46 125V124H45ZM54 125H55V123H54ZM59 125V124H58ZM98 125V124H97ZM121 125V124H120ZM169 125V124H168ZM207 125V124H206ZM11 126V125H10ZM51 126V125H50ZM49 126V127H50ZM52 126H53V124H52ZM56 126V125H55ZM63 126V125H62ZM61 126V127H62ZM118 126V125H117ZM117 126H116V128H117ZM177 126H179V125H177ZM54 127V126H53ZM53 127H51L52 129H53ZM111 127V126H110ZM114 127H115V125H114ZM180 127V126H179ZM206 127V126H205ZM216 127V126H215ZM219 127H218V129H219ZM32 128V127H31ZM40 128V127H39ZM120 128H122V127H120ZM246 128V129H245ZM0 129H2L1 128V126H0ZM4 129V128H3ZM26 129V130H27ZM50 129V128H49ZM54 129H55V127H54ZM61 129V128H60ZM63 129V128H62ZM36 131H37V129H35ZM41 130V129H40ZM57 130V128L55 129V131ZM118 130H119V126H118ZM121 130V129H120ZM122 130H125L124 128L122 129ZM122 130H121V132H122ZM179 130V129H178ZM216 130V129H215ZM243 130V131H244ZM251 130V131H250ZM2 131V130H1ZM0 131V132H1ZM9 131V130H8ZM25 131V130H24ZM23 131V132H24ZM29 131V130H28ZM48 132H49V130H47ZM54 131V130H53ZM52 131V132H53ZM55 131H54V133H55ZM58 131H62V130H59V126H58ZM81 131V130H80ZM195 131V130H194ZM3 132H5L4 130H3ZM14 132V131H13ZM18 132V131H17ZM27 132V131H26ZM33 132V131H32ZM50 132H51V130H50ZM51 132V133H52ZM114 132V131H113ZM183 132V131H182ZM42 133V132H41ZM44 133V132H43ZM50 133V135H52ZM53 133V134H54ZM65 133V132H64ZM74 133V132H73ZM84 133V132H83ZM119 133V132H118ZM122 133H124V131L122 132ZM197 133H198V131H197ZM8 134V133H7ZM10 134V133H9ZM34 134H36L35 132H34ZM37 134H38V132H37ZM48 134V133H47ZM56 134H58V133H56ZM194 134V133H193ZM212 134V133H211ZM125 135H127L128 136V134L127 133H125ZM184 135H185V132H184ZM186 135H187V133H186ZM209 135V134H208ZM40 136V135H39ZM54 136H55V134H54ZM57 136V135H56ZM189 136H190V134H189ZM200 136V135H199ZM205 136V135H204ZM220 136V135H219ZM13 137V136H12ZM48 137H50L49 135H48ZM52 137V136H51ZM50 137V138H51ZM184 137V136H183ZM203 137V136H202ZM11 138V137H10ZM20 138H22V137H20ZM54 138H56V137H52L51 138V140L52 139H54ZM92 138V137H91ZM215 138V137H214ZM233 138V137H232ZM14 139H18V138H15L14 137ZM75 139V138H74ZM73 138H72V140H74ZM78 139H80V138H78ZM137 139V138H136ZM248 139V140H247ZM11 140H12V138H11ZM11 140H9V141H11ZM19 140V139H18ZM17 140V142H19ZM83 140V139H82ZM233 140V139H232ZM251 140H254V141H251ZM2 141V140H1ZM13 141H15V140H13ZM13 141H12V143H13ZM47 141H48V143L50 144L51 143V141L48 139H46V143H47ZM50 141V142H49ZM54 141V140H53ZM95 141V140H94ZM122 141V140H121ZM124 141H125V139H124ZM140 141H142V140H140ZM158 141H160V140H158ZM157 141V142H158ZM182 141H183V139H182ZM237 141V140H236ZM251 141V143L249 144V142ZM137 142V141H136ZM177 142V141H176ZM192 142V141H191ZM233 142H234V140H233ZM12 143H9V144H12ZM94 143V142H93ZM185 143V142H184ZM236 143H238V142H236ZM16 144H18V143H16ZM16 144H14V146L16 145ZM119 144H121V143H119ZM138 144H141V143H139V141H138ZM169 144V143H168ZM177 144V143H176ZM179 144V143H178ZM187 144V143H186ZM194 144V143H193ZM13 145V144H12ZM11 145V146H12ZM98 145H100V144H98ZM124 145V144H123ZM171 145V144H170ZM169 145V146H170ZM212 145V144H211ZM7 146V145H6ZM11 146H9L10 148H11ZM68 146V145H67ZM77 146V145H76ZM160 146H162V144H160ZM188 146V145H187ZM202 146V145H201ZM227 146V145H226ZM228 146H230V145H228ZM69 147V146H68ZM154 147V146H153ZM232 147V146H231ZM7 148V147H6ZM163 148V147H162ZM161 148V149H162ZM199 148V147H198ZM221 148V147H220ZM228 148H230V147H228ZM14 149V148H13ZM174 149V148H173ZM226 149H227V147H226ZM8 150V149H7ZM196 150V149H195ZM229 150H231V149H229ZM1 152V151H0ZM4 152V151H3ZM147 152V151H146ZM152 152H154V151H152ZM151 152V153H152ZM237 152V151H236ZM99 153V152H98ZM103 153V152H102ZM142 153V155H143V151L141 152ZM145 153V152H144ZM148 153H150L149 151H148ZM150 153V154H151ZM155 153V152H154ZM167 153V152H166ZM186 153V152H185ZM190 153V152H189ZM192 153V152H191ZM194 153V152H193ZM197 153V152H196ZM228 153V152H227ZM242 153V152H241ZM240 153V154H241ZM244 153V152H243ZM0 154H2V153H0ZM5 154H6V152H5ZM145 154H147V153H145ZM149 154V155H150ZM179 154V153H178ZM198 154V153H197ZM228 154H230V153H228ZM2 155H4V154H2ZM13 155V154H12ZM141 155V156H142ZM148 155V154H147ZM154 155V154H153ZM201 155H202V153H201ZM216 155V154H215ZM214 155V156H215ZM217 155H219V154H217ZM216 155V156H217ZM10 156V155H9ZM151 156H152V154H151ZM151 156H149V157H151ZM155 156H156V153H155ZM158 156V155H157ZM191 156V155H190ZM241 156V155H240ZM159 157V156H158ZM157 157V158H158ZM161 157V156H160ZM189 157V156H188ZM211 157H213V156H211ZM235 157V156H234ZM154 158V157H153ZM152 158V159H153ZM192 158H196L195 156L194 157H192ZM146 159V158H145ZM148 159H151V158H148ZM184 159V158H183ZM203 159V158H202ZM142 160H144V158L142 159ZM187 160H189V159H187ZM236 160H238V159H236ZM147 161V160H146ZM184 162V161H183ZM197 162V161H196ZM237 162V161H236ZM4 163V162H3ZM144 163V162H143ZM171 163V162H170ZM177 163H179V162H177ZM141 164H142V162H141ZM147 164V163H146ZM150 164H152L151 162H150ZM200 164V163H199ZM171 165V164H170ZM176 165V164H175ZM179 165H182V162H181V164H179ZM198 165V164H197ZM8 166V165H7ZM139 166V165H138ZM142 166V165H141ZM143 166H145L144 164H143ZM147 166V165H146ZM149 166V165H148ZM151 166V165H150ZM155 166V165H154ZM183 166V165H182ZM230 166V165H229ZM11 167V166H10ZM156 167V166H155ZM186 167V166H185ZM140 167H138V169H137V171H139L140 169H139ZM161 168V167H160ZM227 168V169H226ZM231 168V167H230ZM143 169H144V167H143ZM150 169H155V168H150ZM142 170V169H141ZM141 170L139 171V172H141ZM145 170H146V168H145ZM148 170V169H147ZM143 171L144 172V174H145V172H149V171ZM159 170V169H158ZM157 170V171H158ZM161 170V169H160ZM156 171V172H157ZM10 172V171H9ZM136 173H138V172H136ZM150 173V172H149ZM152 173V172H151ZM155 172L153 171V173L152 174H154ZM159 173V172H158ZM50 174V173H49ZM144 174L142 173L141 175H143L144 176ZM147 174V173H146ZM161 174V173H160ZM164 174V173H163ZM166 174V173H165ZM2 175V174H1ZM5 175V174H4ZM139 175V174H138ZM148 175V174H147ZM159 175V174H158ZM158 175H156V176H158ZM7 176V175H6ZM135 176H137V175H135ZM140 176V175H139ZM151 176V175H150ZM165 176V175H164ZM146 177V176H145ZM155 176H153V178H154ZM2 178V177H1ZM136 178V177H135ZM143 178V177H142ZM157 180H158V178L157 177H155ZM160 178V177H159ZM5 179H6V177H5ZM119 180V179H118ZM163 180V179H162ZM120 181V180H119ZM166 181V180H165ZM163 182V181H162ZM167 182V181H166ZM160 183H161V181H160ZM170 183V182H169ZM0 184H1V182H0ZM121 184V183H120ZM119 184V185H120ZM163 184H165V183H163ZM126 185V184H125ZM151 185V184H150ZM174 185V184H173ZM170 186V187H175V185L174 186ZM116 186H118V184L116 185ZM136 186V185H135ZM84 187V186H83ZM125 187V186H124ZM132 188L130 185L128 186V188ZM179 187V186H178ZM178 187H176V188H178ZM121 188V187H120ZM129 188V189H130ZM182 188H180L181 190H182ZM185 188V189H184ZM117 189V188H116ZM139 189V188H138ZM167 190V189H166ZM115 191V190H114ZM138 191V190H137ZM168 191V190H167ZM186 191V190H185ZM115 192H117V191H115ZM114 192V193H115ZM126 192V191H125ZM169 192V191H168ZM174 192V191H173ZM184 192V191H183ZM206 192V191H205ZM118 193V192H117ZM117 193H115V194H117ZM170 193V192H169ZM119 194V193H118ZM131 194V193H130ZM176 194H179V193H176ZM174 195V194H173ZM73 196V195H72ZM75 196V195H74ZM118 196V195H117ZM119 196H121V195H119ZM129 196V195H128ZM176 196H178V195H176ZM230 196H232V197H230ZM182 197V196H181ZM205 197H207V196H205ZM210 197V196H209ZM74 198V197H73ZM122 198V197H121ZM120 198V199H121ZM126 198V197H125ZM125 198H123L124 200H125ZM196 198H198V196L196 197ZM179 199V198H178ZM188 199V198H187ZM193 199H195V198H193ZM210 199V198H209ZM218 199V198H217ZM122 200V199H121ZM185 201H186V199H184ZM189 200V199H188ZM196 200V199H195ZM198 200V199H197ZM200 200H202V199H200ZM205 200V199H204ZM123 201V200H122ZM182 201H183V199H182ZM125 202V201H124ZM123 202V203H124ZM191 202V201H190ZM200 201H198V203H199ZM203 202V201H202ZM202 202H200L199 204L200 205H202L201 203ZM222 202L224 203L225 202V204H226V207H224L223 205L224 204H222ZM249 202H251V203H249ZM116 203V202H115ZM126 203V202H125ZM125 203H124V205H125ZM183 203V202H182ZM197 203V202H196ZM204 203H203V205H204ZM216 203V204H215ZM233 203V202H232ZM192 204V202L190 203V205ZM212 204V205H211ZM184 205V204H183ZM187 205H189V204H187ZM193 205V204H192ZM193 206H195V203H194V205ZM192 206V208H194ZM204 206V207H205ZM237 206V205H236ZM239 206V205H238ZM250 206V205H249ZM190 207V206H189ZM229 207H230V205H229ZM233 207V206H232ZM242 207V206H241ZM245 207V206H244ZM251 207V206H250ZM254 207V206H253ZM252 207V208H253ZM257 208V207H256ZM256 208H255V210H256ZM144 209V208H143ZM168 209V208H167ZM191 209V208H190ZM236 209V208H235ZM13 210H14V208H13ZM194 210V209H193ZM196 210V209H195ZM232 210V209H231ZM11 211V210H10ZM139 211V210H138ZM146 211V210H145ZM145 211H144V213H145ZM175 211V210H174ZM249 211H251V210H249ZM257 211V210H256ZM12 212V211H11ZM140 212H142V210L140 211ZM147 212V211H146ZM170 212V211H169ZM187 212V211H186ZM248 212V211H247ZM138 213V212H137ZM143 213V212H142ZM150 213V212H149ZM175 213V212H174ZM176 213H177V211H176ZM175 213V214H176ZM196 213V212H195ZM194 213V214H195ZM255 213V214H256ZM140 214V213H139ZM147 214H148V212H147ZM179 214H182L181 213V211H180V213L178 212V215ZM187 214V213H186ZM198 214V213H197ZM196 214V215H197ZM238 214H240V216L238 215ZM143 215V214H142ZM145 215V214H144ZM149 215V214H148ZM157 215V214H156ZM155 215V216H156ZM173 215V214H172ZM193 215V214H192ZM238 215V216H237ZM244 215V214H243ZM162 216V215H161ZM160 216V217H161ZM182 216H184V215H182ZM186 216V215H185ZM116 217V216H115ZM157 217V216H156ZM199 217H201V216H199ZM261 217H260V219H261ZM190 218V217H189ZM192 218V217H191ZM198 218V217H197ZM154 219H156V218H154ZM161 219V218H160ZM177 219H179V217H177ZM261 219V220H262ZM52 220H54V219H52ZM152 220V219H151ZM162 221L164 220V218L163 219H161ZM160 220V221H161ZM167 220V219H166ZM180 220V219H179ZM200 220V222L201 221H204V218L201 220V218L199 219ZM260 220V221H261ZM158 221V220H157ZM160 221H158V223L160 222ZM168 221V220H167ZM170 221V220H169ZM190 221H191V219H190ZM55 222V221H54ZM58 222V221H57ZM148 222H150V221H148ZM154 223V221H151V223ZM166 222V221H165ZM61 223V222H60ZM147 223V222H146ZM145 223V224H146ZM157 223V222H156ZM157 223V226L156 227H158V229L157 230H161V228H159L160 226H158V225H160V224H158ZM205 223V222H204ZM208 223V222H207ZM32 224V223H31ZM31 224H29V226H31ZM48 224V223H47ZM140 224H142V223H140ZM155 224V223H154ZM165 224V223H164ZM180 224H182V223H180ZM3 225V224H2ZM2 225H1V227H2ZM36 225H37V223H36ZM36 225L33 227V228H35L36 227ZM148 225V224H147ZM147 225H145V227L147 226ZM150 225V224H149ZM148 225V226H149ZM152 225V224H151ZM161 225H162V222H161ZM172 225V224H171ZM182 225H185L184 223L182 224ZM207 225H205V227L207 226ZM6 226V225H5ZM4 226V227H5ZM28 226V225H27ZM52 226V225H51ZM165 226H166V224H165ZM170 226V225H169ZM179 226V225H178ZM187 226V225H186ZM197 226V225H196ZM195 226V227H196ZM0 227V228H1ZM7 227V226H6ZM13 227V226H12ZM26 226H24V228H25ZM40 227H41V225H40ZM45 227V226H44ZM49 227V226H48ZM152 227H153V225H152ZM152 227H151V229H152ZM171 227H174V226H171ZM175 227H177V226H175ZM174 227V228H175ZM27 228V227H26ZM25 228V229H26ZM41 228H43V227H41ZM40 228V229H41ZM53 228V227H52ZM55 228V227H54ZM148 228H150V227H148ZM155 228V227H154ZM167 228H169V227H167ZM178 228V227H177ZM197 228V227H196ZM2 229V228H1ZM23 229V228H22ZM21 229V232L23 231ZM44 229V228H43ZM150 229V230H151ZM166 228H163L162 229V233H163V236L166 238L167 236V231L165 230ZM176 229V228H175ZM195 229V228H194ZM29 230L31 231V230H33L32 228L30 229V227H29ZM28 230V231H29ZM42 230V229H41ZM47 230V229H46ZM49 230V229H48ZM51 230H53V229H50L49 231H51ZM154 230V232H155V234H157L156 233V230L155 229H153ZM178 230V229H177ZM179 230H180V228H179ZM178 230V231H179ZM202 230V229H201ZM205 230V229H204ZM203 230V231H204ZM13 231H15V229L13 230ZM27 231V233H29ZM37 231H39V233H40V230H39V227H38V230ZM45 231V229L44 230H42V232H41V234L42 233H46L47 234V232H44ZM54 231H56V230H54ZM53 231V232H54ZM149 231V230H148ZM170 231V230H169ZM177 231V232H178ZM182 231V230H181ZM20 232V231H19ZM21 232H20V234H21ZM31 232H35L36 233V229H35V231H31ZM149 232H151V231H149ZM160 232V233H161ZM211 232V231H210ZM23 233H26V231H24ZM39 233L37 232L36 233V235L38 234L39 235ZM55 233V232H54ZM58 233V235H60L61 236V238H63V240L65 241V242H67L68 241V237H65V236H63L62 237V235L60 234V232H56L55 234H57ZM152 233V232H151ZM176 233V232H175ZM180 233H182V232H180ZM183 233H184V231H183ZM201 233V232H200ZM31 234V233H30ZM41 234L39 235V236H41ZM46 234L45 235H42L41 236V238L43 237V238H45L46 237ZM49 234V233H48ZM51 234V233H50ZM55 234H53V235H55ZM145 234H146V232H145ZM186 234V233H185ZM225 234L223 235V236H225ZM18 235V234H17ZM26 235V234H25ZM32 235V234H31ZM30 235V236H31ZM162 235V234H161ZM178 237H180L178 234H176ZM181 235V234H180ZM191 235H192V233H191ZM20 236V235H19ZM35 236V235H34ZM38 236V237H39ZM48 236V235H47ZM57 235H55V237H56ZM76 236V235H75ZM154 235H152V237H153ZM156 236H158V235H156ZM176 236V237H177ZM193 236H195V235H193ZM199 236V235H198ZM222 236V237H223ZM21 237V236H20ZM24 237V236H23ZM27 237L29 238V234H28V236H26V240H27ZM37 237V238H38ZM49 237H50V235L48 236V239H49ZM51 237H53L54 238V236H51ZM51 237H50V239H51ZM64 237L67 239V241H66V239H64ZM129 237V236H128ZM163 237V238H164ZM178 237L177 238H175L174 240L176 241L177 240V242H178V244L177 243H174V244H177V245H179L178 247H179V249H182V250H184V249H186L185 248V245H184V240L185 239H181V238H183V237H181V238H179V240H178ZM0 238H1V235H0ZM3 238V240L5 239L4 237H2ZM2 238H1V240H2ZM32 238V237H31ZM37 238H35L36 240H37ZM40 238V237H39ZM38 238V239H39ZM42 238V239H43ZM56 238H60V237H56ZM75 238V237H74ZM76 238H77V236H76ZM75 238V239H76ZM79 238V237H78ZM130 238V237H129ZM162 237H161V239H163ZM167 238H169V234H168V237ZM171 238H173V235H172V237ZM170 238V239H171ZM198 238V237H197ZM225 238V237H224ZM21 239H22V237H21ZM32 239H34V237L32 238ZM42 239H40V243H41V241H44V240H46V238L44 239V240H42ZM49 239V240H50ZM71 239H73V237L71 238ZM80 239V238H79ZM191 239V238H190ZM211 239V238H210ZM221 239V238H220ZM23 240V239H22ZM25 240V241H26ZM28 240H30V239H28ZM27 240V241H28ZM48 240V241H49ZM54 240H55V238H54ZM58 240V239H57ZM62 240V241H63ZM70 240V239H69ZM81 240V239H80ZM128 240V239H127ZM156 240V239H155ZM172 240V239H171ZM195 240V239H194ZM225 239H223V240H220V241H224ZM228 240V239H227ZM25 241H24V243H23V245L25 244ZM26 241V242H27ZM50 241H53V240H50ZM56 241V240H55ZM72 242L71 243H73V242H75L74 243V245L76 244V245H79V243L77 244L76 243V241L73 239V240H71ZM187 241V240H186ZM189 241V240H188ZM187 241V242H188ZM197 241V240H196ZM196 241H194V242H196ZM205 241V240H204ZM2 242V241H1ZM21 242V241H20ZM20 242H19V245H20ZM70 242V241H69ZM78 242H80L79 240H78ZM118 241H116V243H117ZM198 242H199V240H198ZM202 242V241H201ZM214 242H215V240H214ZM33 243V242H32ZM35 243V242H34ZM33 243V244H34ZM45 243H47V245H48V242L47 241H45L44 242V244ZM51 242H49V244H50ZM57 243V244H56ZM70 243V246L72 247V244ZM120 243H121V241H120ZM119 243V244H120ZM165 243V242H164ZM167 243V242H166ZM173 243V242H172ZM191 243V242H190ZM209 243V242H208ZM216 243V242H215ZM218 243V242H217ZM221 243V242H220ZM224 243H226V242H224ZM17 244V243H16ZM29 244H31L30 242H29ZM28 244V242H27V245H29ZM33 244H31V245H33ZM42 245H43V243H41ZM51 244H54L53 242L51 243ZM55 244L56 245H54L53 246V248L55 247L56 248V246H58L60 243L59 242H55ZM63 245H64V243H62ZM61 244V245H62ZM66 244H68V243H66ZM65 244V245H66ZM118 244V243H117ZM205 244V243H204ZM207 244V243H206ZM229 244V243H228ZM35 245V244H34ZM41 245V246H42ZM60 245V246H61ZM62 245V246H63ZM65 245H64V247H65ZM73 245V246H74ZM81 245V244H80ZM79 245V246H80ZM168 245V244H167ZM227 245V244H226ZM235 245V244H234ZM12 246V245H11ZM50 246V245H49ZM48 246V247H49ZM67 246V245H66ZM79 246H77V247H79ZM115 246V245H114ZM119 246V245H118ZM187 246V245H186ZM218 245H216L215 247H217ZM9 247V246H8ZM14 247V246H13ZM27 247H29V249L28 248H26V249H28V250H26V252H31L30 251V246H27ZM32 247H34V246H32ZM39 248H40V246H38ZM37 247V248H38ZM50 247H52V245L50 246ZM69 247V246H68ZM71 247L68 249L67 247H66V249H68V250H70L71 249ZM81 247V246H80ZM116 247V246H115ZM131 247H133V246H131ZM207 247H209L210 248V246H207ZM18 248V247H17ZM20 248V247H19ZM53 248L51 249V248H49V252L52 254L53 252H51V251H53ZM54 248V249H55ZM63 248V247H62ZM62 248H61V250H62ZM74 248V247H73ZM191 248H192V245H191ZM190 248V249H191ZM193 248H195V246L193 247ZM199 248V247H198ZM202 248V247H201ZM218 248H219V246H218ZM217 248V249H218ZM228 248V247H227ZM231 248V247H230ZM233 248V247H232ZM235 248H237V246L235 247ZM9 249V251H10V247L9 248H7V250ZM48 249V248H47ZM50 249H51V251H50ZM60 249V248H59ZM64 249V248H63ZM75 249V248H74ZM165 249V248H164ZM163 249V250H164ZM168 249H169V247H168ZM173 249H175V248H173ZM177 249V248H176ZM175 249V250H176ZM204 249H206V247L204 246ZM210 249H213V247L212 248H210ZM225 251H227L225 248H223ZM238 249V248H237ZM5 250V249H4ZM12 250H14V248L12 249ZM12 250H11V252H12ZM23 250V249H22ZM25 250V249H24ZM36 250V249H35ZM37 250H39V249H37ZM57 250V249H56ZM56 250H54V251H56ZM65 250V249H64ZM170 250V249H169ZM197 250V252H198V250H200V249H196ZM214 250H216V249H214ZM213 250V251H214ZM6 251V250H5ZM5 251H4V253H5ZM74 250L72 249L71 250V253L73 252ZM77 251V250H76ZM75 251V252H76ZM79 252H80V249L78 250ZM179 251V250H178ZM192 251H193V249H192ZM201 251H202V249H201ZM204 251V250H203ZM211 251V250H210ZM220 251V250H219ZM223 251V250H222ZM221 251V252H222ZM232 251V253H233V250H231ZM237 251V250H236ZM22 252V251H21ZM20 251H19V253H21ZM24 252V251H23ZM23 252L21 253V254H23ZM34 252V251H33ZM45 252V251H44ZM75 252H73V253H75ZM78 252V253H79ZM185 252V251H184ZM209 252V251H208ZM217 252V251H216ZM35 253V252H34ZM37 253H39V252H37ZM55 253V252H54ZM64 253V252H63ZM66 253V252H65ZM72 253V254H73ZM78 253H75V255L77 256V254ZM186 253V252H185ZM196 253V252H195ZM201 253V252H200ZM211 253V252H210ZM227 253V252H226ZM1 254V253H0ZM6 254V253H5ZM12 254V253H11ZM17 254V253H16ZM16 254H15V256H16ZM25 254V253H24ZM45 254H47V253H45ZM55 254H57V253H55ZM55 254H53V255H55ZM67 254V253H66ZM72 254H67V255H71V256H73ZM179 254H182V253H179ZM178 254V255H179ZM203 254V253H202ZM209 254V253H208ZM235 254V253H234ZM237 254V253H236ZM3 256H5L4 254H2ZM2 255H1V257H2ZM30 255V254H29ZM32 255H34V254H32ZM37 255V254H36ZM35 255V256H36ZM40 254H38V256H39ZM41 255H43L42 253H41ZM52 255V256H53ZM65 255V254H64ZM165 255V254H164ZM213 255V254H212ZM256 255L254 256V257H256ZM23 256H27V257H30V256H28V254L27 255H23ZM46 256V255H45ZM49 255L47 254V256L46 257H48ZM63 256V255H62ZM81 256V255H80ZM80 256H77L76 257V259L78 258V257H80ZM115 256V255H114ZM168 256H169V254H168ZM181 256V255H180ZM188 256V255H187ZM193 256H196L195 254H193ZM192 256V257H193ZM56 256H54V258H55ZM69 257V256H68ZM82 257V256H81ZM112 257H113V255H112ZM117 257V256H116ZM166 257H167V253H166ZM165 257V259L166 260H169V259H167ZM171 257V256H170ZM169 257V258H170ZM197 257V256H196ZM212 257V256H211ZM232 257V256H231ZM236 258H237V256H235ZM234 257V258H235ZM21 258H23V257H21ZM32 258V257H31ZM49 258H51V257H49ZM64 258V257H63ZM67 258V257H66ZM70 258H72V257H70ZM75 258V257H74ZM103 258V257H102ZM101 258V259H102ZM114 258V257H113ZM112 258V259H113ZM162 258V257H161ZM163 258H164V256H163ZM162 258V260H161V262L163 263H165L166 261H164V259ZM175 258V257H174ZM199 258V257H198ZM225 258V257H224ZM227 258V257H226ZM258 258V257H257ZM5 259V258H4ZM4 259L2 258V259H0V261L2 262V264L4 263ZM46 259V258H45ZM48 259V258H47ZM100 259V260H101ZM108 259V258H107ZM170 259H172V258H170ZM183 259V258H182ZM197 259V258H196ZM200 259V258H199ZM203 259V258H202ZM241 259V258H240ZM243 259V258H242ZM259 259H262V261H263V259L264 258H259ZM259 259H258V261H259ZM27 260V259H26ZM49 260V259H48ZM55 260V259H54ZM67 260H68V258H67ZM72 260V259H71ZM77 260H80V258L79 259H77ZM82 260H83V258H82ZM115 260H116V258H115ZM158 260V259H157ZM159 260H160V258H159ZM198 260V259H197ZM224 260V259H223ZM237 260V259H236ZM253 260V259H252ZM5 261H7V260H5ZM51 262H52V260H50ZM56 261H58V260H56ZM112 261V260H111ZM147 261V260H146ZM173 261H174V259H173ZM190 261V260H189ZM188 261V262H189ZM195 261V260H194ZM193 261V262H194ZM216 261H218V260H216ZM238 261V260H237ZM242 261V260H241ZM45 262V261H44ZM43 262V263H44ZM49 262V261H48ZM61 263H59V264H62V262L63 261H60ZM64 262H65V260H64ZM63 262V263H64ZM70 262V261H69ZM71 262H73L74 263V261H71ZM70 262V263H71ZM93 262V261H92ZM110 262V261H109ZM141 262H143V261H141ZM154 262V261H153ZM155 262H156V260H155ZM171 262V261H170ZM169 262V263H170ZM176 262H177V260H176ZM197 262V261H196ZM210 262V261H209ZM239 262V261H238ZM46 263V262H45ZM53 264H54V262H52ZM51 263V264H52ZM58 263V262H57ZM75 263H76V261H75ZM113 263V262H112ZM168 263V264H169ZM172 263V262H171ZM170 263V264H171ZM192 263V262H191ZM212 263V262H211ZM242 263V262H241ZM247 263V262H246ZM1 264V263H0ZM8 264H10L9 263V261H8ZM48 264V263H47ZM49 264H50V262H49ZM67 264H69V263H67ZM141 264V263H140ZM147 264V263H146ZM150 264V263H149ZM184 264H186V263H184ZM190 264V263H189ZM193 264V263H192ZM220 264V263H219ZM248 264H250V263H248ZM257 264V263H256ZM259 264V263H258ZM260 264H262V262L260 263Z\"/></svg>",
  "mask_w": 264,
  "mask_h": 264
}]
</instances>
